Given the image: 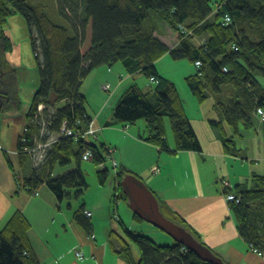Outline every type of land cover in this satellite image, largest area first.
I'll list each match as a JSON object with an SVG mask.
<instances>
[{
  "label": "trees",
  "instance_id": "16d2710c",
  "mask_svg": "<svg viewBox=\"0 0 264 264\" xmlns=\"http://www.w3.org/2000/svg\"><path fill=\"white\" fill-rule=\"evenodd\" d=\"M35 1L0 0L2 72L9 70L3 54L12 51L5 26L13 14L25 18L33 49L40 55V88L28 113L26 142L20 138L18 148L22 165L31 167V176L24 178V186L33 196L35 190L46 184L60 203L82 199L88 189L82 169V153L87 148L92 150V160L97 166L105 164L97 175L102 185L107 184L108 149L93 137L76 134L78 130H86L88 122L93 120L87 115L86 96L80 90L84 79L97 67H113L120 62L130 73L146 75L151 81L149 90L144 91L137 83L128 87L117 101L109 123L129 125L145 119L150 131L146 141L168 150L164 124L167 118L175 136L176 150L170 151L172 154L183 149L199 151L201 143L176 83L157 69L156 64L163 56L169 54L176 61L187 59L194 64L201 62L198 73L186 78L189 88L201 102L211 94L216 109L226 121L234 125L251 122L257 108H264V85L260 80L264 79V0H57L60 23ZM227 15L231 22L224 24ZM168 29L178 38L173 47L161 38ZM16 101L20 103L17 97ZM40 110L45 114L54 112L52 124L43 133L35 122ZM65 122L75 132L71 137L60 136ZM213 125L219 128L217 122ZM52 135L58 141L48 149L44 163L34 166L24 146L33 147L36 138L46 140ZM223 141L228 142L226 146L230 149L233 140ZM71 165L65 172L55 171ZM127 174L131 172L126 168L117 172L119 187L113 195L115 202L121 198L129 201L122 186V178ZM225 193L237 198L229 201L240 236L264 255V176L254 175L249 183L228 187ZM159 200L164 215L199 240L187 220ZM84 211V205L80 206L74 218L91 234V217ZM13 216L0 230V264H42L28 237L32 226L27 216L20 211ZM134 219L143 221L135 212ZM123 226L139 245L140 260L134 257L131 243L119 233L112 231L109 243L128 264H213L202 261L176 241L172 245H160L147 235L130 232Z\"/></svg>",
  "mask_w": 264,
  "mask_h": 264
},
{
  "label": "crops",
  "instance_id": "0c3cea01",
  "mask_svg": "<svg viewBox=\"0 0 264 264\" xmlns=\"http://www.w3.org/2000/svg\"><path fill=\"white\" fill-rule=\"evenodd\" d=\"M17 16L24 28L28 27L25 18L19 13L8 18L5 32L13 47L12 51L3 54L9 66L8 72L3 73L0 68V230L4 229L15 212L20 211L30 221L32 229L28 232V237L42 264H127L109 243L111 232L119 233L116 222L125 224L119 207L122 198L112 211L113 189L119 181L117 173L112 186L102 185L100 182L95 186L100 192L99 197L103 196L102 202L89 198L84 203L85 209L93 213L90 218L93 224L91 234L74 218L79 209L74 208L73 204L66 208V203H60L46 184L38 188L40 195L35 196L24 186V178L31 176L32 172L30 164L24 166L20 162L19 140L26 131L28 113L40 88L41 75L38 65L40 55L32 47L37 60L36 67L30 58L27 60L26 54H22L21 46L17 44L23 43L22 41L29 44L31 34L28 30L22 38L20 33H16L14 21ZM169 58L172 59L169 54L160 58L156 64L157 69L176 83L184 101L185 112L201 143V150L183 149L175 154L170 153L176 150V145L173 131L171 138L167 125L168 150L146 141L149 136L143 131L146 128L148 130L146 121L143 124L136 122L129 125L109 123L113 119L112 113L117 103L107 110V105L102 107L99 102L104 99L116 100L120 89L126 88L122 90L119 100L128 87L138 84L136 81L139 72L133 74L125 69L122 71L119 67L117 72H92L84 79L80 90L86 96L84 106L87 115L97 121L100 137L98 143L107 149L114 148V160L107 157L108 160L112 163L115 161L117 169L126 168L143 179L157 198L165 201L186 219L199 240L224 261L230 264H264V256L251 249L250 244L240 236L225 193L228 187L235 188L239 184L249 183L254 175L264 176V119L254 113L251 122L240 121L234 125L226 121L216 109V100L211 94H207L208 97L201 102L190 90L186 78L198 73L196 64L189 66L183 61L178 63L172 59V65L178 72L174 76L158 66L161 60ZM107 77L112 83L115 81V89L111 93L109 89L112 84L105 82ZM260 80L264 85V79ZM106 85L110 88H106ZM98 86V92L103 96L100 94L94 105L93 100L88 101L90 89L96 90ZM144 89L147 90V86L144 85ZM104 93L109 95L105 96ZM214 122L219 124V128L213 125ZM226 138L233 140V143L229 142L230 149L226 146L228 142L223 141ZM154 167H159L160 170L154 171ZM101 227L104 228L105 235L100 239L98 230ZM174 243L169 240L166 244ZM78 251L83 253V258L77 256Z\"/></svg>",
  "mask_w": 264,
  "mask_h": 264
},
{
  "label": "rangeland",
  "instance_id": "374dc122",
  "mask_svg": "<svg viewBox=\"0 0 264 264\" xmlns=\"http://www.w3.org/2000/svg\"><path fill=\"white\" fill-rule=\"evenodd\" d=\"M35 3H41L43 6H44V11L51 16V18L54 20V21H57L58 23L62 22L60 21V18H58L57 16V10H56V5H57V0H36ZM16 21H14L15 23V28L16 29V33H20L21 34V37L23 38V34L24 32L28 33V30L29 28L28 27H25L24 28V25H23V22H21V19L19 16H17V18L15 19ZM167 35L164 34V35H161V37H163V41H165V43L167 45H170V46H173V44H176L177 42V35L174 34V32L171 30V29H168L167 30ZM176 35V36H175ZM36 38L38 39V34H36ZM31 40V34H30V38H29V44L25 41H22L24 44H25V50H24V44L21 43V42H18L17 44H20L21 46V51H22V54H26L27 55V60H29V58L33 61V64L36 65V67H38L37 65V60L35 58V54H33V43ZM40 40H37V43L39 44ZM32 43V45L30 44ZM40 52V50H39ZM176 61V60H174ZM172 59H163L160 61L159 63V67L161 70L165 71L167 74H170V75H176L178 72H177V69H175V67L172 65V63L174 62ZM181 61L185 62L186 64H189V66L191 64L194 65L193 62L187 60V59H182V60H179L178 63H180ZM32 64V65H33ZM121 68V70L123 71L125 68L124 66L122 65V63H117L115 64V66L113 67H108L107 65H104V66H100V67H97L95 68L93 72H99V70H101V72H107L108 70H111L113 72H117V69ZM105 70V71H104ZM108 73V72H107ZM138 74V78H137V81L138 84L140 85V87L144 90V91H147L149 90L148 87H150V81H148V78L146 77V75L143 73V72H139L137 73ZM95 76V75H94ZM93 76V78H94ZM118 77V75H117ZM96 78V77H95ZM20 79H22L20 77ZM92 79V78H91ZM90 81V80H89ZM94 82V81H93ZM105 82H108L110 84H112V88L109 89V93H111L112 91H114L115 89V81L112 83V81L110 80L109 77H107L106 81ZM144 85L147 86V90L144 89ZM95 86L96 84L94 83L93 84V87L95 89ZM93 88L90 89L91 90V93L88 99V101H92L93 100V103L95 105V103L97 102V99L100 97V93L99 94V86L97 87V91L94 90ZM126 88L124 89H120L121 91L119 92V96L117 97L116 100H106L105 99L102 101V102H99L100 105H102V107L104 105H107V110L110 109V107L117 103L118 101V98L120 97V95L122 94V90H125ZM101 92V91H100ZM105 94V93H104ZM108 96L109 94H105V96ZM103 96V94H102ZM105 101V102H104ZM114 105V106H115ZM94 113H92L93 115ZM104 115H106V112H104ZM139 123L142 122H145V119H139L138 121ZM138 123V124H139ZM165 126L167 125V129L169 131V134L171 135V138L173 137V134H172V130H171V124L169 123V120L166 118L165 119V122H164ZM145 132V135L148 136V130L147 128L145 130H143ZM143 132V133H144ZM100 139V137H99ZM106 166L108 167V169H110L109 171V177H108V181H107V185H113L114 182H115V173L118 172L119 169H117V167H114L113 166V163L110 161V159L108 161H106ZM73 165L71 166H66L65 168H61V169H57L56 171L59 173V172H65L67 169H70L72 168ZM99 168H101L99 165L97 166L93 160H87V161H83L82 163V169L84 170V173H85V176H86V181H88V189L85 191V194L83 196L82 199H69L68 201H64V203H66V208H68V206L70 204H73L74 205V208H77L79 209L80 206L84 205V203H86V201L89 199V198H94V200L96 202H102V198L103 196H100L99 197V193L95 186H98L99 185V182L100 180L98 179V171H99ZM106 169V168H105ZM122 169V168H121ZM131 173H134L131 171ZM136 174V173H134ZM107 188V187H105ZM104 189V188H103ZM114 192L117 191L115 190V186H114ZM38 191V190H37ZM37 195V194H35ZM40 195V194H39ZM114 195V194H113ZM112 195V197H113ZM120 203V200L118 202H115L113 203V207H112V211L114 210V208L116 207V205ZM120 215L123 219V223H120V222H116L117 224V230L118 232L120 233V235L124 236V238L129 242L131 243V249H132V252L134 254V257L136 258V260H140L141 258V254H140V247L139 245L133 241V239L129 236L128 233H126L125 229L123 228L125 225V227L128 229V231L130 232H134L136 234H141V235H147L153 242H156L157 244H162V245H165L169 240L171 241V243H174V239L168 235L167 233H165L164 231H161L159 228H157L156 226H153L151 223H149L148 221H137L135 219H133V212L130 208V201H127V200H124L122 199L120 205ZM98 234H99V237L100 239L103 237L104 238V235H105V231H104V228L101 227L99 230H98ZM264 256V255H262ZM127 263V262H126ZM128 264V263H127Z\"/></svg>",
  "mask_w": 264,
  "mask_h": 264
},
{
  "label": "water",
  "instance_id": "95a60500",
  "mask_svg": "<svg viewBox=\"0 0 264 264\" xmlns=\"http://www.w3.org/2000/svg\"><path fill=\"white\" fill-rule=\"evenodd\" d=\"M122 179L123 190L130 201V208L143 221H148L170 235L174 241L193 251L202 261L213 264H230L216 255L210 247L197 240L189 230L164 215L160 208V200L143 179L133 173L125 175Z\"/></svg>",
  "mask_w": 264,
  "mask_h": 264
},
{
  "label": "built area",
  "instance_id": "2783aa9c",
  "mask_svg": "<svg viewBox=\"0 0 264 264\" xmlns=\"http://www.w3.org/2000/svg\"><path fill=\"white\" fill-rule=\"evenodd\" d=\"M230 22H231V17L229 15H227L225 17L224 24H229ZM200 65H201V62L196 63V67H199ZM225 70L227 71L228 69L225 68ZM108 87H109V85H106V88H108ZM257 109H258L257 113L259 114V116L262 119H264V108L258 107ZM53 113L54 112L45 114L43 111H41V113L37 116V119L35 120V122H37L40 125V129H41L42 133L47 131L48 130L47 128L52 124L51 120H52ZM96 123H97V121L95 119L91 120L90 122H88L86 130H84V131L78 130V132L76 134H78V135L80 134L83 138L93 137L94 140L99 141L100 140L98 137L99 128L96 126ZM74 134H75L74 130L72 128H69L68 123L65 122L61 128L60 136L65 138V137H71ZM35 140H36V142H35L33 147L26 145V146H24L23 149H24V151H29V154L31 155V161L33 162V165L37 167V166L42 165L44 163V160L46 159V156L48 153V149L54 144V142L58 141V138L56 136L52 135L51 137H49L46 140H38L37 138ZM21 141L26 142L24 135L22 136ZM114 151H115L114 148H108V152L106 153L107 157L114 160V158H113ZM92 156H93L92 150L89 148H87L82 153V159L84 161L92 160ZM99 166L103 168V167H105V164L102 163ZM113 166L114 167L118 166L115 161L113 162ZM159 170H160L159 167H154V171H159ZM117 187H119V181L116 182L115 189ZM34 192H33V194L39 195V192L37 190H35ZM226 196H227L228 200L237 199L236 196H234L233 194H228ZM84 213L86 214V216L88 218L92 217V214H93L90 210H86V209H85ZM252 248L253 247H251V249ZM254 250L259 255H261V256L263 255L258 249H254ZM76 253L80 259L84 257L82 252L78 251Z\"/></svg>",
  "mask_w": 264,
  "mask_h": 264
}]
</instances>
